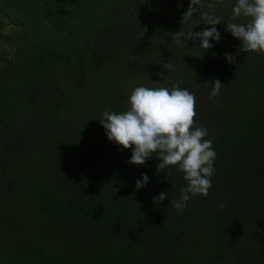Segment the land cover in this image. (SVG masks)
<instances>
[{"label":"trees","instance_id":"trees-1","mask_svg":"<svg viewBox=\"0 0 264 264\" xmlns=\"http://www.w3.org/2000/svg\"><path fill=\"white\" fill-rule=\"evenodd\" d=\"M236 3L200 0L181 24L190 0H0V264H264V54L226 29L248 22ZM205 12L221 20L208 50L189 39ZM173 85L216 153L182 211L184 173L157 171L159 153L129 163L99 122Z\"/></svg>","mask_w":264,"mask_h":264},{"label":"clouds","instance_id":"clouds-1","mask_svg":"<svg viewBox=\"0 0 264 264\" xmlns=\"http://www.w3.org/2000/svg\"><path fill=\"white\" fill-rule=\"evenodd\" d=\"M199 2L200 0H190L188 10L181 18V24L192 17ZM202 15L204 23L212 27L190 33L189 39H199V46L208 50L213 47L209 43L210 39H220V33L215 26L221 24V20L207 12ZM233 15L246 17L248 22L228 23L226 29L240 40L245 52L264 54V0H237ZM173 35L175 42L179 44L183 34L177 31ZM225 57L229 62L235 63L234 56L225 53ZM163 67L170 70L171 65L165 63ZM207 84L211 86L210 99L219 93L223 85L219 79ZM128 105V108L119 114L105 111L99 120L108 140L121 149H132L128 161L131 164L144 165L153 153H159L157 158L160 163L157 171L177 166L178 170L184 173L187 187L181 188L179 201L171 202L177 211H182L187 206L190 195L207 196L212 187L210 177L214 172L216 153L212 149V142L205 139L207 130L196 124L195 94L178 85H173L171 89L139 86L131 91ZM141 175L142 179L136 181L137 190L148 183L147 174ZM166 195L160 193L153 198V203L157 205L164 201Z\"/></svg>","mask_w":264,"mask_h":264},{"label":"rangeland","instance_id":"rangeland-1","mask_svg":"<svg viewBox=\"0 0 264 264\" xmlns=\"http://www.w3.org/2000/svg\"><path fill=\"white\" fill-rule=\"evenodd\" d=\"M5 27H6V28H5ZM5 27H4L5 29L3 30V32H4V33H7V32L10 30V28L7 27V26H5ZM1 43H3V45H4L5 47H8V46H9L8 41L5 42V41H2V40H1Z\"/></svg>","mask_w":264,"mask_h":264}]
</instances>
